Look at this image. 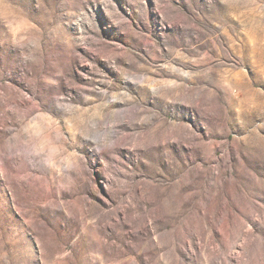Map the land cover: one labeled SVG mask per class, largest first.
Listing matches in <instances>:
<instances>
[{"label": "rangeland", "instance_id": "374dc122", "mask_svg": "<svg viewBox=\"0 0 264 264\" xmlns=\"http://www.w3.org/2000/svg\"><path fill=\"white\" fill-rule=\"evenodd\" d=\"M0 264H264V0H0Z\"/></svg>", "mask_w": 264, "mask_h": 264}]
</instances>
